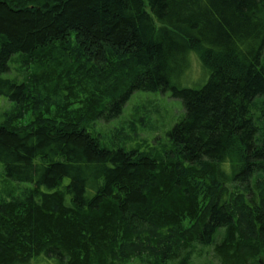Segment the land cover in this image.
Segmentation results:
<instances>
[{"label": "trees", "instance_id": "trees-1", "mask_svg": "<svg viewBox=\"0 0 264 264\" xmlns=\"http://www.w3.org/2000/svg\"><path fill=\"white\" fill-rule=\"evenodd\" d=\"M137 93L181 102L167 161L82 128ZM3 99L0 264H264V0H0Z\"/></svg>", "mask_w": 264, "mask_h": 264}, {"label": "rangeland", "instance_id": "rangeland-1", "mask_svg": "<svg viewBox=\"0 0 264 264\" xmlns=\"http://www.w3.org/2000/svg\"><path fill=\"white\" fill-rule=\"evenodd\" d=\"M190 65L183 84L186 87L199 88L206 82L203 83L205 79L203 67L195 58L190 61ZM10 66L11 76L8 74V78H16L20 82L28 81L29 73L33 70L32 66L22 63L21 58ZM1 102L0 117H4L3 119L11 117L15 107L4 99ZM15 112L13 114H16ZM182 116L181 102L171 99L170 95L137 93L126 103L121 116L111 118L110 122L84 124L82 128L86 127V130L107 149L133 148L142 154H149L162 160L170 151L166 139L167 132L181 120ZM165 159L167 161L168 158ZM31 187L30 184L16 183L7 179L0 164V201L24 199Z\"/></svg>", "mask_w": 264, "mask_h": 264}]
</instances>
